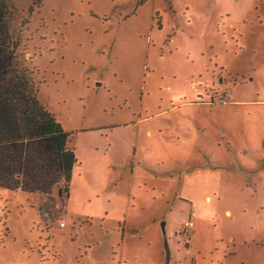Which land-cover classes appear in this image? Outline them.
<instances>
[{
  "label": "rangeland",
  "instance_id": "374dc122",
  "mask_svg": "<svg viewBox=\"0 0 264 264\" xmlns=\"http://www.w3.org/2000/svg\"><path fill=\"white\" fill-rule=\"evenodd\" d=\"M30 21L18 53L77 164L67 201L0 192V264H264V0H43Z\"/></svg>",
  "mask_w": 264,
  "mask_h": 264
},
{
  "label": "trees",
  "instance_id": "16d2710c",
  "mask_svg": "<svg viewBox=\"0 0 264 264\" xmlns=\"http://www.w3.org/2000/svg\"><path fill=\"white\" fill-rule=\"evenodd\" d=\"M42 2L34 0L25 18L10 0H0V192L39 194L48 204L61 185L59 197L70 198L77 159L72 135L39 99L34 73L18 53Z\"/></svg>",
  "mask_w": 264,
  "mask_h": 264
},
{
  "label": "built area",
  "instance_id": "2783aa9c",
  "mask_svg": "<svg viewBox=\"0 0 264 264\" xmlns=\"http://www.w3.org/2000/svg\"><path fill=\"white\" fill-rule=\"evenodd\" d=\"M185 227L190 230V229H192L194 227V223L190 220V221L185 223Z\"/></svg>",
  "mask_w": 264,
  "mask_h": 264
},
{
  "label": "water",
  "instance_id": "95a60500",
  "mask_svg": "<svg viewBox=\"0 0 264 264\" xmlns=\"http://www.w3.org/2000/svg\"><path fill=\"white\" fill-rule=\"evenodd\" d=\"M164 225V224H163Z\"/></svg>",
  "mask_w": 264,
  "mask_h": 264
}]
</instances>
